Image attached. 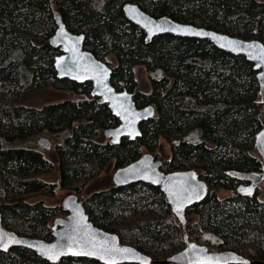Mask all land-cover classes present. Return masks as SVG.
Here are the masks:
<instances>
[{"label": "trees", "instance_id": "1", "mask_svg": "<svg viewBox=\"0 0 264 264\" xmlns=\"http://www.w3.org/2000/svg\"><path fill=\"white\" fill-rule=\"evenodd\" d=\"M128 2L155 18L168 16L264 43V0H0V213L4 226L52 241L54 222L60 219L56 216H68V212L63 205L36 195L55 197L58 188L81 194L112 160L117 170L140 160L145 149L156 150L165 139L171 155L162 161L161 170L168 174L196 170L207 184L205 196L176 211L159 186L115 182L82 201L90 220L117 235L122 244L150 255L152 264H170L166 259L185 248L186 239L211 251H233L264 261V200L258 193L238 191L241 176L261 166L251 152L264 127L260 70L246 56L222 50L209 39L170 33L148 38L127 18L124 6ZM57 13L71 32L85 34L87 50L111 66L117 90L133 92L140 108L154 106L155 115L141 123L142 135L135 140L124 137L113 143L105 135L120 120L108 104L92 95V82L58 76L54 64L61 52L51 44ZM109 56L116 59L115 66ZM139 67L148 73L142 88H138ZM160 70L161 77L150 74ZM50 86L86 98L40 108L18 102L21 96ZM38 136L51 140L58 164L41 150L16 146ZM56 165L59 183L39 176ZM218 190L232 192L221 197ZM187 215L196 219L188 224ZM0 264L111 263L76 257L50 262L30 249L12 248L0 251Z\"/></svg>", "mask_w": 264, "mask_h": 264}, {"label": "water", "instance_id": "2", "mask_svg": "<svg viewBox=\"0 0 264 264\" xmlns=\"http://www.w3.org/2000/svg\"><path fill=\"white\" fill-rule=\"evenodd\" d=\"M127 18L143 29L148 38L162 34L181 37L209 39L217 47L235 55H243L260 70L259 78L264 92V43L256 39H244L213 29L197 27L190 23L178 22L168 16L155 18L143 11L137 4L124 6ZM57 29L51 38V44L60 49L56 56L55 68L60 78H69L79 83L92 82V95L109 105L113 114L120 120L118 126L109 128L105 135L113 143L122 138L135 140L142 135L141 123L155 115L152 105L138 107L135 94L128 90L119 91L112 84L113 69L109 64L97 58L85 48V34L71 32L59 13L55 14ZM196 33H199L197 35ZM163 70L153 77H161ZM38 144L50 149L52 142L48 137H40ZM256 145L264 155V127L256 135ZM162 162L144 156L136 162L129 163L116 170L114 180L119 185L144 182L156 185L165 192L168 201L177 211L200 201L207 192V184L196 170L165 173L161 170ZM264 173L256 178L249 187L238 188L242 194H248ZM63 208L68 216L60 227L54 231V239L46 241L21 235L4 226L0 213V251L8 252L12 248H27L40 257L55 262L61 258L76 257L95 259L111 264H152L153 258L130 246L121 243L119 237L96 226L87 215L83 202L76 196L66 198ZM170 264H264L253 261L233 251H211L205 245L189 242L185 248L166 259Z\"/></svg>", "mask_w": 264, "mask_h": 264}, {"label": "rangeland", "instance_id": "3", "mask_svg": "<svg viewBox=\"0 0 264 264\" xmlns=\"http://www.w3.org/2000/svg\"><path fill=\"white\" fill-rule=\"evenodd\" d=\"M109 59H110V64L112 66H115L116 65V59L112 56H109ZM137 78H138V81L140 84L138 86V88H142V86H145V84L148 82V73L145 72L143 68L139 67L137 70ZM83 98H86V96L74 93V92L69 91V90L57 89V88L50 86V87H45V88L30 92V93L26 94L25 96H21L19 98L18 102L20 104L25 105V106L40 108L46 104L57 103V102H61V101L67 100V99L81 100ZM38 139H39V136L36 138H33V139H25V140L17 143L16 146L26 147V148H34V149L41 150L48 157H50L56 164H58V160L55 156L54 149L51 148L50 150H48V149L40 146L38 144ZM251 152L253 154H255L256 156L261 157L257 147H253V149H251ZM170 155H171L170 144L165 139H162L160 141V144L156 148V150L150 152L149 150L145 149L142 157L148 156V157H152L155 159V156H157L158 160L162 162L165 159H167L168 157H170ZM261 159L264 160L262 157H261ZM115 172H116V170L114 167V161L112 160V162H110L104 168V171L101 175L97 176L96 178H94L93 180H91L87 184L86 188L84 189V191L81 194H77V193L70 191V190L58 188L57 194L55 197H47L44 194H40V195H36L35 198L45 199L53 205H57V204L62 205L63 201L66 198H71L74 196L78 197L81 201H83L93 191L105 189V188H108V187L112 186L113 184H115V181H114ZM39 176L44 178L48 182H51V183L57 184L60 182V173H59V169H58L57 165H56L54 170L47 172V173H39ZM230 193L231 192L228 190H218V194L221 197L229 196ZM259 197L262 200H264V179L260 182V185H259ZM56 217H57V219H58V217L60 219L58 221L55 220L54 230L61 226V224L67 218V215L59 214ZM186 219H187V223L189 224L196 219V216L195 215H187ZM189 242H192V240L186 239L184 241V246H186ZM209 248H211V247H209ZM211 249L213 251H221L222 250V249H215V248H211ZM180 250H182V249H180Z\"/></svg>", "mask_w": 264, "mask_h": 264}, {"label": "flooded vegetation", "instance_id": "4", "mask_svg": "<svg viewBox=\"0 0 264 264\" xmlns=\"http://www.w3.org/2000/svg\"><path fill=\"white\" fill-rule=\"evenodd\" d=\"M128 3H132V2H128ZM127 4V3H126ZM135 4V3H134ZM194 138V137H193ZM194 140V139H193ZM259 154L261 155V157L264 159V155L260 152V149L258 148V146H256ZM258 159L261 161V166L260 169L256 170V171H252L249 172L248 174H243L241 176V183L239 185V188H243V187H249L250 185L253 184V182L256 180V178H259V176H261L264 173V160L261 159V157L257 156ZM264 179V177L262 179H260L256 184H254V186L252 188H250V192L248 194H255L258 193L259 194V185L260 182ZM115 181V180H114ZM232 192V191H231ZM242 194V193H241ZM247 195V194H244ZM180 210L179 207H176ZM177 209V210H178ZM186 209V208H184Z\"/></svg>", "mask_w": 264, "mask_h": 264}, {"label": "snow or ice", "instance_id": "5", "mask_svg": "<svg viewBox=\"0 0 264 264\" xmlns=\"http://www.w3.org/2000/svg\"><path fill=\"white\" fill-rule=\"evenodd\" d=\"M197 35H199V33H196Z\"/></svg>", "mask_w": 264, "mask_h": 264}]
</instances>
